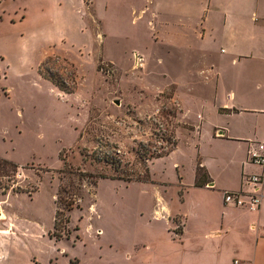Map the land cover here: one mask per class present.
I'll use <instances>...</instances> for the list:
<instances>
[{
  "label": "rangeland",
  "instance_id": "obj_1",
  "mask_svg": "<svg viewBox=\"0 0 264 264\" xmlns=\"http://www.w3.org/2000/svg\"><path fill=\"white\" fill-rule=\"evenodd\" d=\"M90 10L86 6L88 31L81 36L72 35L74 23L68 22L65 38L54 30L0 38L7 68L0 74V158L18 166L14 178L0 173V230L14 231L13 254L20 261L32 256L47 264L75 252L85 263L98 244L148 233L168 237L164 222L149 221L162 206L187 210L194 224L218 217L217 197L188 185L198 153L220 176L213 158L231 148L209 146L205 123L199 135L188 130L185 123L200 124V108L186 99L189 113L183 116L174 86L155 69V53H138L142 63L133 64V48L155 47L147 18L137 21L121 0L98 8L101 25ZM178 177L185 186L183 205L176 197L183 190ZM54 214L59 226L69 218L65 230H56L61 243L47 236L55 233ZM61 248L69 250L59 255Z\"/></svg>",
  "mask_w": 264,
  "mask_h": 264
},
{
  "label": "crops",
  "instance_id": "obj_2",
  "mask_svg": "<svg viewBox=\"0 0 264 264\" xmlns=\"http://www.w3.org/2000/svg\"><path fill=\"white\" fill-rule=\"evenodd\" d=\"M117 1L0 0V38L8 33L23 37L28 32L44 34L49 30L65 38L68 22L74 23L70 26L72 35L81 36L88 31L83 25L86 6L91 8V20L101 25L98 8ZM121 1L132 7L137 21L147 18L156 47L133 48V64L142 63L145 53H155V69L162 70L166 83L174 86L183 116L189 113L183 106L186 99L200 108L196 115L200 124L185 123L188 130L199 135L205 123L209 146L225 144L231 148L224 157L213 158V164H218L214 167L222 170L220 176L214 174L209 158L198 153L188 185L217 197L213 210L218 217L214 222L194 224L187 210L162 206L154 209L149 221L164 222L168 237L148 233L151 237L98 244L85 263L73 252L47 264H68L70 259H76L77 264H264V166L248 159L250 149L264 143V0ZM5 59L0 51V74L7 69L2 65ZM172 64L177 67L174 73ZM253 173L262 176L259 209L248 211L225 204L224 191L249 192L244 178ZM181 179L178 177V185L183 190L179 195L176 191V197L183 205L185 186ZM55 224L56 215L53 230H62ZM7 231L0 230L5 233L0 234V264H40L32 256L20 261L13 254L17 245L12 239L14 231L9 235ZM50 235L48 232V238L55 241ZM75 238L70 246L74 249L78 236ZM67 250L61 248L59 255Z\"/></svg>",
  "mask_w": 264,
  "mask_h": 264
},
{
  "label": "built area",
  "instance_id": "obj_3",
  "mask_svg": "<svg viewBox=\"0 0 264 264\" xmlns=\"http://www.w3.org/2000/svg\"><path fill=\"white\" fill-rule=\"evenodd\" d=\"M249 161L259 167L264 166V143H257L248 152ZM245 183L249 186L248 193L240 191H224L222 200L225 204L232 205L236 208L248 211H257L262 201V176L260 174H249L244 178ZM234 264H237L234 262Z\"/></svg>",
  "mask_w": 264,
  "mask_h": 264
},
{
  "label": "trees",
  "instance_id": "obj_4",
  "mask_svg": "<svg viewBox=\"0 0 264 264\" xmlns=\"http://www.w3.org/2000/svg\"><path fill=\"white\" fill-rule=\"evenodd\" d=\"M84 1H85L86 4H89V2H90V0H84ZM104 157H103V159L107 160V157H105V158ZM98 159H100V158H98ZM111 163H113V162L111 161ZM2 172H7L8 174L12 173V178H14L13 176L18 172V166L16 164L6 160V159L0 158V173H2ZM90 176H92V175H90ZM96 178H110V179H118V180L121 179V180H124V181H127V182H130V181L146 182L147 181V180L140 179L139 176H137L134 180H131V179H129L128 175H125V176L124 175H120V176L117 175L115 177H109V176L97 174ZM13 191H15V190H13ZM56 215H57V213H56ZM64 220L65 221L62 223L63 225H60L62 230H65V226H67V224L69 223V218L68 219L65 218ZM55 226H56V228H58V226H59L58 222H57V218H56ZM68 235L69 234L64 235V238H69ZM50 238H53L55 241H59L60 239L63 238V235L61 236V233L60 232L57 233L56 230H55V233H51ZM68 264H77V260L76 259H70L68 261Z\"/></svg>",
  "mask_w": 264,
  "mask_h": 264
},
{
  "label": "water",
  "instance_id": "obj_5",
  "mask_svg": "<svg viewBox=\"0 0 264 264\" xmlns=\"http://www.w3.org/2000/svg\"><path fill=\"white\" fill-rule=\"evenodd\" d=\"M116 104H118V102L116 101Z\"/></svg>",
  "mask_w": 264,
  "mask_h": 264
},
{
  "label": "bare ground",
  "instance_id": "obj_6",
  "mask_svg": "<svg viewBox=\"0 0 264 264\" xmlns=\"http://www.w3.org/2000/svg\"><path fill=\"white\" fill-rule=\"evenodd\" d=\"M0 217H1V214H0Z\"/></svg>",
  "mask_w": 264,
  "mask_h": 264
}]
</instances>
